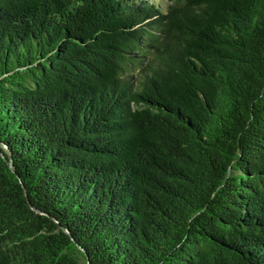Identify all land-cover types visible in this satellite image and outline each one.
Segmentation results:
<instances>
[{"label":"trees","instance_id":"obj_1","mask_svg":"<svg viewBox=\"0 0 264 264\" xmlns=\"http://www.w3.org/2000/svg\"><path fill=\"white\" fill-rule=\"evenodd\" d=\"M0 152V264H264V0H0Z\"/></svg>","mask_w":264,"mask_h":264},{"label":"water","instance_id":"obj_2","mask_svg":"<svg viewBox=\"0 0 264 264\" xmlns=\"http://www.w3.org/2000/svg\"><path fill=\"white\" fill-rule=\"evenodd\" d=\"M1 153V152H0ZM7 161V160H6ZM8 164L11 166V163H10V161H8ZM13 170V169H12ZM23 191H24V193L26 194V190H25V188H23ZM34 211H38L36 208H34L33 206H30ZM61 227V226H60ZM62 228V227H61Z\"/></svg>","mask_w":264,"mask_h":264}]
</instances>
